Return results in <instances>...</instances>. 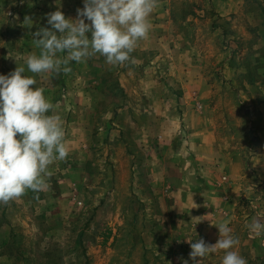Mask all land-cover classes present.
Segmentation results:
<instances>
[{
    "label": "rangeland",
    "instance_id": "rangeland-1",
    "mask_svg": "<svg viewBox=\"0 0 264 264\" xmlns=\"http://www.w3.org/2000/svg\"><path fill=\"white\" fill-rule=\"evenodd\" d=\"M56 2L77 0H0V74L25 67L53 103L50 114L61 116L69 148L66 159L49 166L46 189L0 203V264H195L180 246L190 222L200 232L198 181L206 179L183 123L179 69L192 63L206 81V90L192 91L194 117L204 116V126L216 132L212 178L218 189L235 190L223 204L229 219L221 222L231 227L247 264H264V235L249 231L254 220L264 223V0H244L230 21L205 13L210 21L199 22L187 44L198 60L150 53L121 69L97 54L71 62L68 73L33 74L25 64L39 51L32 33L50 28L47 14ZM213 3L174 2L184 16ZM218 26L227 37L213 32ZM192 29L186 28L190 36ZM175 120L178 131L171 134ZM151 140L153 151L141 152ZM218 239L219 232L211 244ZM222 256L221 250L196 260L221 264Z\"/></svg>",
    "mask_w": 264,
    "mask_h": 264
},
{
    "label": "clouds",
    "instance_id": "clouds-1",
    "mask_svg": "<svg viewBox=\"0 0 264 264\" xmlns=\"http://www.w3.org/2000/svg\"><path fill=\"white\" fill-rule=\"evenodd\" d=\"M158 0H83L77 18L59 10L47 14L49 27L32 33L38 52L27 55L25 64L33 74L68 73L71 62L82 63L97 54L112 66L124 65L138 42L151 30L149 17ZM87 21V22H86ZM90 22V23H89ZM63 54V55H61ZM33 76L25 75V67L0 74V203L22 197L26 191L47 188L49 166L69 155L65 143L62 118L50 114L53 103L44 88L35 87ZM219 239L206 244L203 239L187 240L190 258H206L223 251L221 264H247L235 246L238 239L227 222L216 225ZM250 234L264 235V223L254 220ZM182 259V258H181ZM182 264H188L183 260Z\"/></svg>",
    "mask_w": 264,
    "mask_h": 264
},
{
    "label": "crops",
    "instance_id": "crops-1",
    "mask_svg": "<svg viewBox=\"0 0 264 264\" xmlns=\"http://www.w3.org/2000/svg\"><path fill=\"white\" fill-rule=\"evenodd\" d=\"M175 1L176 0H158V6L154 8L151 16L149 17L151 24L150 33L146 38L138 42L135 50L130 54V62H134V58L140 59L142 57L151 56L150 53L153 54V56L155 55L156 58L166 59L172 54L179 60H184V58H191L193 60H195V58L199 59L200 55L195 52L193 47L187 46V44L194 42L195 37L193 30L198 27L199 22L202 23V21L206 20L205 25H207V21H210L207 19L205 13H218L220 17L230 21V16L236 12L235 10H237L236 7L240 6V8H244V0H211L212 3L213 1L214 3L212 6L211 4H208V7L210 8L209 11L207 9L205 10L204 8L197 7L196 9L194 8L195 14L192 12L189 15L185 14L184 16L180 15V10H178L174 4ZM55 5L57 6L54 7V11L59 8V10H61L68 18H72L69 13H75L76 15L72 19H76L77 9L83 8V0H77L76 4L74 5L66 4L65 2L62 4L61 2H56ZM36 11L41 15L42 10L40 9V5L36 7ZM257 18L258 17H255L256 23ZM190 27L193 28L191 30L193 36H190V31L186 30V28ZM213 28V32L215 34L218 33L220 36L222 33V35H225L223 33L225 30L224 28L222 29L220 26H218L217 29L215 27ZM221 29L223 31H221ZM225 36L227 37V35ZM228 36L231 38L230 34H228ZM246 52L247 50L244 51V55ZM260 56L261 55H259V57ZM193 64L194 63L188 67H180L179 69L181 71L179 73H182L185 76V81H183L182 84L183 86L180 88L185 90L182 106L183 110L186 112V115L183 123L185 124V127H188L189 129L191 139L190 148L196 157V162L204 168L202 171L205 173L206 179H200V181H198L197 196L200 198V200H202V202H204V208H201L203 211L198 218L197 225V227L200 228V232H195L193 229L195 225L190 222L189 226L190 231L192 232L187 236H184L186 233L183 232V237L181 238L180 246H186V248L189 249V252H191L192 249L190 243L187 240L195 241L203 239L206 244L208 243L210 245L211 240L217 237L219 231L216 225L222 223V219H229L227 218L229 215L228 209H226L223 204L228 205V203L225 202L227 201L226 199H228L229 196H233L235 192L234 189L230 190V186H224V189H218V182L212 178V173L216 170L214 169V165H216L215 159L217 153L215 140L216 132L215 129L204 126L206 121L204 116L194 117L195 114L193 111V102L195 103V100L193 99V95H195V92H193L192 95V91H198L200 89L206 90V81L202 78L199 67ZM126 65L128 64L126 63ZM120 66L122 69V65ZM185 69H187V72H185ZM119 71L120 68H118L117 72ZM199 123L203 124H201L202 127L199 125ZM177 124H179V120L174 121V129L176 130L172 128L171 134H174L176 131H178ZM166 135L167 134H164L163 131H160L159 133L161 139H163ZM151 142L152 140L150 142L146 141V146L144 149H142L140 146V151L142 152V150H144V152L147 154L151 153L153 151V148L149 146V143ZM133 154V158L135 160L133 170L135 174H137L139 169L137 151L133 152ZM177 188L179 187L177 186ZM172 189L173 187H171V190ZM180 202L181 201H178V203ZM220 215L223 216V218L220 217Z\"/></svg>",
    "mask_w": 264,
    "mask_h": 264
},
{
    "label": "built area",
    "instance_id": "built-area-1",
    "mask_svg": "<svg viewBox=\"0 0 264 264\" xmlns=\"http://www.w3.org/2000/svg\"><path fill=\"white\" fill-rule=\"evenodd\" d=\"M198 108H201V105L200 104H197Z\"/></svg>",
    "mask_w": 264,
    "mask_h": 264
}]
</instances>
